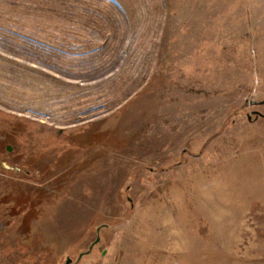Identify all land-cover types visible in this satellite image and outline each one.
<instances>
[{
	"label": "rangeland",
	"instance_id": "1",
	"mask_svg": "<svg viewBox=\"0 0 264 264\" xmlns=\"http://www.w3.org/2000/svg\"><path fill=\"white\" fill-rule=\"evenodd\" d=\"M262 99L264 0H0L29 264H264Z\"/></svg>",
	"mask_w": 264,
	"mask_h": 264
},
{
	"label": "flooded vegetation",
	"instance_id": "2",
	"mask_svg": "<svg viewBox=\"0 0 264 264\" xmlns=\"http://www.w3.org/2000/svg\"><path fill=\"white\" fill-rule=\"evenodd\" d=\"M6 158L14 162L9 163ZM18 159H20V156L14 146L9 143L0 144V165L3 168L19 171V164H15L17 162L20 163ZM29 164H31L29 167L33 170L28 168L25 169V176L28 178L26 182H28V184H34V181L41 177L40 168L36 166L35 159H32ZM21 165L24 166L23 164ZM10 179L17 180V182L12 184H19L18 181L23 180L22 178ZM9 185L8 183H4L3 178H0V264H18L21 257L23 258L21 260L23 264H29L27 261L28 258L37 262L34 256L36 250L33 246V234L36 231V226L34 224V215L32 211L38 204H42L41 202L38 203L35 197L38 196V199L41 198L39 194H36V190H32L33 192H31V194H14L11 192L12 187ZM22 196H26V198H22ZM99 241L94 243L90 251L86 254H82L80 258H78L79 254L85 252L89 245L85 250L80 251L75 259L69 254H66L61 264H63L68 257L70 259L69 264H79L83 256L93 252L95 245L99 243Z\"/></svg>",
	"mask_w": 264,
	"mask_h": 264
},
{
	"label": "water",
	"instance_id": "3",
	"mask_svg": "<svg viewBox=\"0 0 264 264\" xmlns=\"http://www.w3.org/2000/svg\"><path fill=\"white\" fill-rule=\"evenodd\" d=\"M257 103L263 104L264 99H262L261 101H258ZM252 112H253V114H255V117H258V116L262 117L264 115L262 112H260L258 110H254ZM247 118L250 119V114L247 115ZM105 226H106V224H101V225L97 226V228L95 229V231H96L95 239L92 241V243L89 245L88 249L85 252H82L79 254L78 258H80L82 254L88 253L90 251V249L92 248L93 244L99 241V239H100L99 230H100V228L105 227ZM104 251L105 250H103L102 254L104 253ZM69 263H70V259L68 257L63 264H69Z\"/></svg>",
	"mask_w": 264,
	"mask_h": 264
}]
</instances>
